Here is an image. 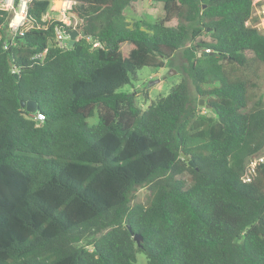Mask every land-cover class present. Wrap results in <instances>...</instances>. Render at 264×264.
Here are the masks:
<instances>
[{
  "label": "trees",
  "instance_id": "16d2710c",
  "mask_svg": "<svg viewBox=\"0 0 264 264\" xmlns=\"http://www.w3.org/2000/svg\"><path fill=\"white\" fill-rule=\"evenodd\" d=\"M70 1L66 25L32 0L22 32L0 10V264H264V164L242 179L264 155L253 0H154V22L128 19L137 0ZM58 24L79 31L73 46ZM181 49L210 108L187 78L146 110L120 91ZM142 187L148 201L133 203Z\"/></svg>",
  "mask_w": 264,
  "mask_h": 264
},
{
  "label": "rangeland",
  "instance_id": "374dc122",
  "mask_svg": "<svg viewBox=\"0 0 264 264\" xmlns=\"http://www.w3.org/2000/svg\"><path fill=\"white\" fill-rule=\"evenodd\" d=\"M54 5L52 1L50 6ZM135 11L132 10L127 11V16L135 20L145 19L151 22L158 20L159 18L163 17L164 10L163 5L154 2L153 5L150 4L149 0H137L134 3ZM68 10H60L58 9L57 12H53L51 14L50 20L53 19H60L63 18V13L67 12ZM132 11V13H131ZM62 12V13H61ZM61 14V15H60ZM131 14V16H130ZM61 16V17H60ZM27 22V21H26ZM73 22V21H72ZM133 22V21H132ZM28 24V23H27ZM168 24L170 25H177L178 20L174 19L170 21ZM203 37L209 38L207 34H204ZM69 42V40H68ZM183 49L178 50L174 56L166 61V64L162 68L155 69L150 66H143L142 68L137 70L136 78H133L131 83L123 86L120 91L130 92V93H137L136 94V101L142 107L143 110H146L147 107L156 99L162 96H166L171 88L183 81V79L187 78L189 80L191 94L194 98H198L200 100L205 97V102H208L207 95H200L197 93V90L193 83L191 82L190 78L187 76L185 72V60L183 58ZM261 73L260 78L257 80L258 86L251 89V98L249 104H252V100L254 99V94H258L261 89H264V65L261 66ZM200 105V104H199ZM203 106V110L205 111V104L200 105ZM90 123H96L98 121L97 117H93L90 120ZM150 191L148 187L139 188L136 191L135 198L133 203L141 202L146 203L149 199ZM138 261L141 264L146 263V258L142 254H138Z\"/></svg>",
  "mask_w": 264,
  "mask_h": 264
},
{
  "label": "built area",
  "instance_id": "2783aa9c",
  "mask_svg": "<svg viewBox=\"0 0 264 264\" xmlns=\"http://www.w3.org/2000/svg\"><path fill=\"white\" fill-rule=\"evenodd\" d=\"M31 1L32 0H0V10L7 11L9 12V14L13 13V16H11L9 20L10 31L22 32V27L28 23L27 11ZM69 9L70 7L63 8V10H69ZM44 20H47V18ZM59 20L66 25L72 24V20L69 17H67L66 14H64V17L60 18ZM246 25L257 28L260 32L264 33V0H253V13L252 16L247 20ZM55 31H56V41L58 45L64 49L68 48L69 46V42H68L69 35L67 34L68 30H66L65 27L58 24L56 26ZM1 38L2 35L0 34V39ZM94 45L100 46L101 44L99 42H96ZM46 51L47 50L36 55V57L43 58L46 54ZM207 51L210 50L207 49ZM13 73L19 74L20 72L16 67H14ZM32 116L37 120L45 119V114L43 112L33 113ZM260 164H264V155L256 156L252 158L247 164L246 171L242 177L243 181L251 182L254 176L257 174V168Z\"/></svg>",
  "mask_w": 264,
  "mask_h": 264
},
{
  "label": "water",
  "instance_id": "95a60500",
  "mask_svg": "<svg viewBox=\"0 0 264 264\" xmlns=\"http://www.w3.org/2000/svg\"><path fill=\"white\" fill-rule=\"evenodd\" d=\"M67 34L69 35V45L70 46H73L77 40V37L79 36V31L74 29V30H68L67 31ZM15 77L18 79L19 78V74H15ZM205 97L206 96H203V98L200 100L199 104L200 105H206L208 108H210L211 106L209 104H207L205 102ZM22 106H26L27 107V110L29 112H35L37 110V102L35 100H28V101H23L22 102ZM184 155V154H183ZM184 157L186 159H189L188 156L184 155ZM189 164L192 166V167H196V163L193 159H189ZM130 228V226H129ZM135 239L137 240V242L140 244L141 241L143 240V237L140 235V234H135L134 235Z\"/></svg>",
  "mask_w": 264,
  "mask_h": 264
},
{
  "label": "crops",
  "instance_id": "0c3cea01",
  "mask_svg": "<svg viewBox=\"0 0 264 264\" xmlns=\"http://www.w3.org/2000/svg\"><path fill=\"white\" fill-rule=\"evenodd\" d=\"M53 2H54V5H52V6H50V12L47 14V15H45L44 16V19H46L47 18V20H48V18L49 17H51V14L53 13V12H57L58 11V9L57 8H55V1L56 0H52ZM63 1H65V2H67L65 5H62L59 9L60 10H62L63 8H69L70 6H71V4H72V2L70 1V0H63ZM149 2H150V4L151 5H153L154 4V0H149ZM135 3V2H134ZM134 3L133 4H131V5H129L127 8H126V10H125V13L127 14V11H130V10H132L133 12L135 11V7H134ZM132 11H131V13H132ZM62 13V12H61ZM64 14H66L65 12L63 13V15ZM53 15V14H52ZM61 15V14H60ZM130 16H131V14H130ZM61 17V16H60ZM132 17V16H131ZM128 19L130 20L131 18H129L128 17Z\"/></svg>",
  "mask_w": 264,
  "mask_h": 264
},
{
  "label": "bare ground",
  "instance_id": "6f19581e",
  "mask_svg": "<svg viewBox=\"0 0 264 264\" xmlns=\"http://www.w3.org/2000/svg\"><path fill=\"white\" fill-rule=\"evenodd\" d=\"M66 4V2H64L62 5H65Z\"/></svg>",
  "mask_w": 264,
  "mask_h": 264
}]
</instances>
